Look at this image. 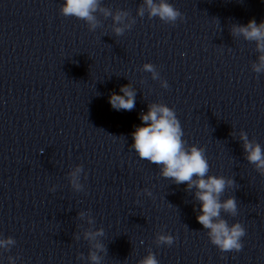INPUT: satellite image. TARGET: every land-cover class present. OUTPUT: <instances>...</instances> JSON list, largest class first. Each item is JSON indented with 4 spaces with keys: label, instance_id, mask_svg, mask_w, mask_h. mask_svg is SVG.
<instances>
[{
    "label": "clouds",
    "instance_id": "9594fccd",
    "mask_svg": "<svg viewBox=\"0 0 264 264\" xmlns=\"http://www.w3.org/2000/svg\"><path fill=\"white\" fill-rule=\"evenodd\" d=\"M150 9L151 16H159L163 20L175 21L180 13L165 0H160L159 4H154L153 0H145ZM98 0H64L61 12L65 16H73L78 19L88 21L94 25L95 17L93 13L97 10ZM141 15L143 11L141 10ZM116 21L120 16L115 17ZM119 34L121 29L117 28ZM234 32L242 34L247 40H254L257 43V50L264 53V22L257 24L252 19L247 25L234 28ZM260 63L255 67V71L260 72L264 68V55L259 57ZM147 71H152L151 65H145ZM121 94L112 93L109 103L116 110L131 111L135 107V92L125 85L120 88ZM141 125L136 126L131 133L133 138L132 148L135 149L141 159L147 160L157 165H163L162 175L172 178L177 184L187 183L189 188L197 189L196 197L201 202V214L197 216V221L204 228L209 229V236L213 245L222 252L240 251L243 247L241 238L245 236V229L241 224L236 223L229 227L226 220H217L221 209L236 214V201L229 198L221 203L219 195L224 191L227 184L223 177L209 176V165L203 155L202 150L192 147L189 151L184 149L182 141V131L174 112L166 106L152 104L147 112L140 113ZM245 140L244 149L248 153L247 159L255 164L258 169L264 170V151L261 146L252 145ZM196 177L197 179H193ZM91 235V234H89ZM102 235V232L97 233ZM159 240L171 244L172 238L160 236ZM12 241H8L11 243ZM4 244L0 241V245ZM99 247V245H97ZM93 262L98 261L96 255H92ZM140 264H158L156 258L149 254Z\"/></svg>",
    "mask_w": 264,
    "mask_h": 264
}]
</instances>
